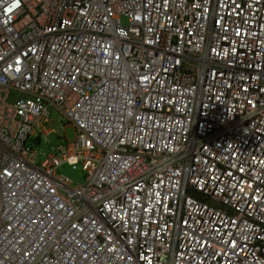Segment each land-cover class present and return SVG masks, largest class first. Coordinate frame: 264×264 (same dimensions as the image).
Wrapping results in <instances>:
<instances>
[{"label":"built area","instance_id":"built-area-1","mask_svg":"<svg viewBox=\"0 0 264 264\" xmlns=\"http://www.w3.org/2000/svg\"><path fill=\"white\" fill-rule=\"evenodd\" d=\"M0 264H264V0H0Z\"/></svg>","mask_w":264,"mask_h":264},{"label":"rangeland","instance_id":"rangeland-1","mask_svg":"<svg viewBox=\"0 0 264 264\" xmlns=\"http://www.w3.org/2000/svg\"><path fill=\"white\" fill-rule=\"evenodd\" d=\"M122 23L126 22L125 18L121 19ZM17 97L16 92H12L9 96V100H13ZM74 138V128L67 123V121L61 116V114L52 106L48 108V116L46 123L43 125L42 132L40 134V141L38 146V162L44 159L43 154L48 153L51 150V146L62 145L65 148L66 143ZM56 172L67 176L73 184H81L84 182V171L80 165L72 167L66 163L60 165Z\"/></svg>","mask_w":264,"mask_h":264},{"label":"clouds","instance_id":"clouds-1","mask_svg":"<svg viewBox=\"0 0 264 264\" xmlns=\"http://www.w3.org/2000/svg\"><path fill=\"white\" fill-rule=\"evenodd\" d=\"M62 116V115H61ZM66 120V119H65ZM67 121V120H66ZM41 134V133H40ZM40 134L38 135V137L40 138ZM64 164V163H63ZM67 164V163H66ZM62 165V164H61ZM69 165V164H68ZM59 167V166H58ZM65 176V175H64ZM67 177V176H66ZM68 178V177H67ZM69 179V178H68ZM73 183V182H72ZM82 184V183H81Z\"/></svg>","mask_w":264,"mask_h":264}]
</instances>
